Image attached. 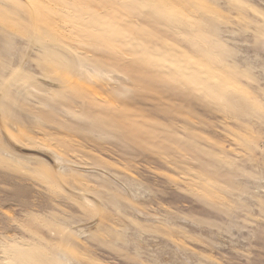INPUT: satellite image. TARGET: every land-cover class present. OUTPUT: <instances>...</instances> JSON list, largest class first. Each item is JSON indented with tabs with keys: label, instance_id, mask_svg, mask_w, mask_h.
Returning <instances> with one entry per match:
<instances>
[{
	"label": "rangeland",
	"instance_id": "1",
	"mask_svg": "<svg viewBox=\"0 0 264 264\" xmlns=\"http://www.w3.org/2000/svg\"><path fill=\"white\" fill-rule=\"evenodd\" d=\"M0 264H264V0H0Z\"/></svg>",
	"mask_w": 264,
	"mask_h": 264
}]
</instances>
